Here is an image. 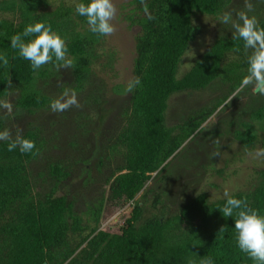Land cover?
<instances>
[{
  "label": "trees",
  "instance_id": "16d2710c",
  "mask_svg": "<svg viewBox=\"0 0 264 264\" xmlns=\"http://www.w3.org/2000/svg\"><path fill=\"white\" fill-rule=\"evenodd\" d=\"M230 1H131L136 12L132 10L128 18L140 27L133 73L142 86L128 93L125 122L111 144L120 150L122 163L105 180L107 195L102 192L88 204L86 218L74 196L57 194L58 186L70 175L71 165L59 160L48 163L53 184L50 189L35 190L29 165L45 149L43 129L29 123L19 133H10L7 117L0 112V131L9 133L7 141H0V264H204L209 259L212 264H253L237 246L235 218L224 217L220 208L233 195L264 215V168L253 189L215 201L202 192L168 216L146 217L145 208L135 201L152 174H159L202 124L245 86L247 59L253 50L243 46L238 33L217 38L178 76L190 43L202 32L193 22L195 15L218 16ZM78 2L64 1L53 7L52 0H0V56L8 61L0 64V101L17 92V116L51 109L56 98L44 85L63 67L53 57L33 70L18 49L11 47L14 35H20L24 42L34 38L35 34L24 35L29 23L50 25L65 39L67 58L72 61L70 88L82 93L90 85L106 36L89 31L86 18L75 12ZM258 24L264 27V18ZM230 54L236 57L225 65ZM110 57L112 61L114 56ZM217 80L223 82L221 94L194 108L175 125L167 124L169 100L174 94L204 90ZM126 87L116 85L113 89L123 94ZM95 100L100 101L98 96ZM249 116L251 122L243 121L242 128L234 131L246 148L258 137L253 122L264 130V101L252 108ZM21 137L32 140L36 147L29 153L19 148L9 151L8 144ZM128 203H132V211L120 233L100 229L106 207ZM158 203V199L153 201V205Z\"/></svg>",
  "mask_w": 264,
  "mask_h": 264
},
{
  "label": "rangeland",
  "instance_id": "374dc122",
  "mask_svg": "<svg viewBox=\"0 0 264 264\" xmlns=\"http://www.w3.org/2000/svg\"><path fill=\"white\" fill-rule=\"evenodd\" d=\"M64 1L75 3L78 0H52V6ZM131 1L113 0L115 31L106 36L100 50L102 58L95 65L91 83L84 92L75 93L70 88L72 73L65 66L58 76L44 85L45 91L56 99L65 93L69 96L75 94L79 107L72 106L63 112L41 109L34 115L17 116L14 112L17 92L0 101V112L7 117L10 133H19L29 123L43 129L45 149L39 159L29 165L35 190H47L53 184L47 171L48 163L59 160L71 165L70 175L58 186L57 194L74 196L84 218L87 217L88 204L102 192L107 195L105 180L123 160L120 150L113 149L111 144L125 122L123 113L129 107V94H118L113 88L127 86L134 79L136 37L140 27L128 18L132 10L136 12V5ZM252 2L253 10L248 14L259 21L264 18V0ZM240 12H247L245 0H231L218 16L195 15L193 22L201 27L202 32L190 43L178 76L188 71L217 38L237 34L234 25L240 23ZM224 13L231 14L228 23L220 19ZM111 55L114 56L112 61ZM229 57L225 65L236 55L230 54ZM222 91L223 82L217 80L204 90L174 94L169 100L167 124L175 125L194 108L208 103ZM97 96L100 101L95 100ZM263 101L264 94L257 93L252 85H245L234 93L170 158L159 174H152L144 189L136 195L135 201L145 208L144 215L174 214L184 201L202 192L208 194L210 201H215L226 197L225 193L253 189L260 181V170L264 168V156L257 155L264 152V130L253 122L258 137L249 148L235 138L234 131L242 128L243 121L251 122V109ZM157 199L159 203L153 205ZM132 207V203L123 207H106L100 229L120 233Z\"/></svg>",
  "mask_w": 264,
  "mask_h": 264
},
{
  "label": "clouds",
  "instance_id": "9594fccd",
  "mask_svg": "<svg viewBox=\"0 0 264 264\" xmlns=\"http://www.w3.org/2000/svg\"><path fill=\"white\" fill-rule=\"evenodd\" d=\"M245 7L247 12H240V23L234 25L243 46L253 50L247 59V78L243 82L245 85H252L257 93L264 94V27L258 24L255 16L248 14L254 7L252 0H245ZM75 12L86 18L90 32L100 36H110L114 33L112 21L116 16V7L113 0H80L75 5ZM231 18L229 13L220 17L223 23H228ZM30 34L35 36L27 42H24L20 35H14L11 38V47L18 49L19 56L29 61L33 70L48 64L53 57L55 61L62 62V66L72 67V61L67 58L65 39L50 25L43 22L29 23L24 27V35ZM7 63L8 61L0 56V64ZM141 86L142 81L137 77L127 84L126 91L131 93ZM50 106L54 112H63L72 106L79 107V102L75 94L69 96L65 93L63 97L53 100ZM8 139L9 133L0 131V141ZM35 147L32 140L24 137L8 144L9 151L19 148L22 153H29ZM257 155L264 156V152H258ZM220 211L224 217L235 218L236 242L241 252L245 253L253 264H264V215L233 195L226 199ZM204 264H212V261L209 259Z\"/></svg>",
  "mask_w": 264,
  "mask_h": 264
},
{
  "label": "water",
  "instance_id": "95a60500",
  "mask_svg": "<svg viewBox=\"0 0 264 264\" xmlns=\"http://www.w3.org/2000/svg\"><path fill=\"white\" fill-rule=\"evenodd\" d=\"M43 264H47L46 262H44Z\"/></svg>",
  "mask_w": 264,
  "mask_h": 264
}]
</instances>
